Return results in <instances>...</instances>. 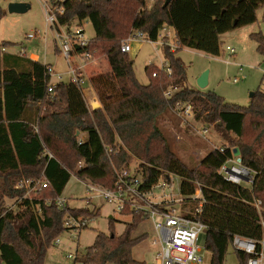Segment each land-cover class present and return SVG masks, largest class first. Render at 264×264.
I'll use <instances>...</instances> for the list:
<instances>
[{
	"label": "trees",
	"instance_id": "1",
	"mask_svg": "<svg viewBox=\"0 0 264 264\" xmlns=\"http://www.w3.org/2000/svg\"><path fill=\"white\" fill-rule=\"evenodd\" d=\"M167 1L154 0L148 7L147 0H50L54 8L62 9L60 24L83 27L91 23L94 37L77 54L88 53V62L98 57L109 61L111 73L90 80L100 108L91 110L84 87L71 81H60L49 92L50 65L34 61L24 52L0 53V264H45L48 250L65 232L67 216L92 220L101 212V207L60 210L56 206L55 200L72 176L112 189L115 170L130 168L134 160L140 162L135 171L142 176L145 190L161 177L174 175L181 180L183 211L193 216L200 209L196 217L208 228L205 248L212 256L210 264H225L234 236L264 240V91H255L248 106L239 107L214 91L185 87L186 67L179 50L171 51L166 37L162 50L173 74L168 76L152 63L146 68L150 81L144 85L135 75L134 62L121 51L122 42L135 32L157 41L164 28L182 31L213 23L226 12L219 0H169L165 5ZM261 7L264 10V0ZM5 15L0 7V21ZM255 20L252 10L242 23ZM250 38L264 57V35L256 33ZM187 45L197 48L198 42L190 37ZM78 75L84 79L81 71ZM169 88L177 90L165 100L161 91ZM179 102L191 103L195 119L205 127L214 126L236 140L222 147L224 152L211 150L196 165L181 160L160 128ZM234 149L242 164L256 172L252 189L219 175ZM42 177L49 187L32 200L25 199L24 190L16 189L20 180ZM197 191L201 198L193 200ZM16 199L22 203L17 212H11L6 203ZM256 199L262 202L261 212L253 206ZM120 213L131 217L123 234L116 236L112 227L111 235L99 233L80 264H139L133 249L147 235L134 237V233L148 217L129 209ZM235 252L240 264H247L249 256Z\"/></svg>",
	"mask_w": 264,
	"mask_h": 264
},
{
	"label": "rangeland",
	"instance_id": "2",
	"mask_svg": "<svg viewBox=\"0 0 264 264\" xmlns=\"http://www.w3.org/2000/svg\"><path fill=\"white\" fill-rule=\"evenodd\" d=\"M16 2L26 3L30 9L24 14H10L8 6ZM219 2L226 8V12L216 18L213 23L191 26L178 32L174 29L163 30L157 42L161 43L162 37L169 34L170 42L183 45L178 51V56L184 62L187 71L185 87L200 90L198 79L203 73L209 72V84L202 91H214L228 103L246 107L250 102L251 94L259 89L264 91V57L259 55L257 44L250 38L256 33L264 35V10L261 7V0H219ZM153 3L154 0H147L148 7H151ZM0 7L6 11V15L0 21V53L24 52L27 55H39L43 64H51L57 75L62 74L61 81L69 82L71 80L70 66H74L78 60L74 57L69 64L55 51L56 44L45 21L42 0H0ZM252 10L255 11V22L243 24V20ZM82 28L88 39L94 37L91 23L86 22ZM30 35L36 37L28 39ZM190 37L197 40V48L187 45ZM4 43H12L13 46H4ZM131 47L132 52L128 57L134 62L133 69L138 81L145 85L150 81L146 72L147 66L153 63L159 67L165 62L162 47L160 44L151 45L145 41H133ZM228 48L234 49L235 54H232ZM100 58L105 57L97 59ZM234 80L237 82L234 83ZM52 81L55 83V78H52ZM84 88L86 92L90 88L87 81L84 83ZM89 106L91 109L92 106ZM160 128L171 150L190 165L199 163L215 147H228L236 140L234 135L224 134L214 126L207 128L198 120L184 123L174 112L164 117ZM204 128L207 129V133L205 137H202L199 132ZM233 156H239L236 149L233 150ZM139 164L138 160H134L128 167L137 170ZM174 182L173 191L175 194H180L181 180L175 177ZM1 184L2 179H0V186ZM244 186L247 187L246 184ZM154 191L157 197L158 190ZM160 194L170 195L171 190L167 187ZM61 196L68 200L71 208L92 210L95 207H101V212L98 217L87 222L86 228L62 233L60 235L62 243L53 245L48 250L45 264H80L79 259L94 244L99 233L111 235L112 227L114 234L120 236L131 221V217L120 213L116 204L103 201L94 193H88L87 184L76 176H72ZM13 202L19 205L22 200H8L6 205H11ZM167 208H174L176 213H181L183 206L176 204ZM143 234L147 235V239L133 249V258L139 264H156L158 248L153 245L156 232L150 220L145 221L137 229L134 237ZM199 245L205 258L203 264H210L212 256L205 248V234L200 236ZM70 254L77 255L78 261L69 259ZM225 264H240L233 246L229 248Z\"/></svg>",
	"mask_w": 264,
	"mask_h": 264
},
{
	"label": "built area",
	"instance_id": "3",
	"mask_svg": "<svg viewBox=\"0 0 264 264\" xmlns=\"http://www.w3.org/2000/svg\"><path fill=\"white\" fill-rule=\"evenodd\" d=\"M42 5L48 30L52 32L60 55L69 64L74 57L78 62L81 60L87 63V60H90L89 54L84 53L79 55L76 52L78 48H87L89 46L90 39L86 37L84 29L76 24H71L69 26L60 24L58 13H62V9L54 8L50 0H42ZM35 37V35H30L28 39H34ZM165 37L169 39L168 35H164L162 38ZM133 41H145L151 45L160 44L161 47L165 44L163 40L161 43H158L157 41L148 39L142 32H135L122 42V53L128 56L131 54V43ZM168 45L173 52L181 48L180 43L176 42L170 44L168 42ZM228 50L232 54H235L234 49L228 48ZM81 67L82 66L78 63L74 64L72 67L70 66V81L84 87L85 78L82 79L78 75V71L82 69ZM158 68L168 76L173 74L172 67L168 61H165ZM47 72L49 75L48 91L53 92L57 83H54L52 78H56L60 82L62 77L60 75H55V71L51 66L48 67ZM157 74L158 73H154L153 77H157ZM236 82L237 80H234V83ZM176 90L177 89L173 88H169L165 91L163 90L161 91V96L165 100L170 99ZM91 109H94L93 106ZM174 113L184 123H188L190 120L197 121L191 103H177ZM206 133L207 129H203L199 132V135L205 137ZM214 149H219L221 152H224V148ZM82 166L83 164L80 163L79 168ZM115 173L116 182L112 189L104 188L90 181L82 182L87 184L88 193H94L101 200L116 204L120 212L129 209L130 211H142L146 213L148 220L153 223L156 232V239L153 242V245L158 248L156 264H203L205 258L202 254L199 241L200 236L205 234L208 228L196 217V214L200 213V209L196 210L195 216H188L183 209L181 213H176L174 208H167L168 206L176 204L183 205L184 202L181 192L180 194H175L173 191L175 185L174 178L176 176L170 175L167 179L161 177L155 186L150 190H145L142 176L137 174L135 170L123 168L121 170H115ZM219 175L227 182L238 186H244V184H246L247 188L252 189L256 172L244 166L239 156H233L221 166ZM48 187L49 182L45 177L40 179H23L16 185V189L25 191L24 197L29 200L36 198L42 190ZM167 187L170 188L171 194L162 196L160 193L166 190ZM156 189L158 190L157 197L154 191ZM200 198V191H197L193 200H199ZM46 203L50 205L52 202L47 201ZM55 204L60 210L69 206L68 200L62 196L55 200ZM253 206L258 212L263 210L262 202L258 199L254 200ZM7 207L9 211L16 212L18 204L13 202ZM88 221L89 220L84 217L67 216L63 226L64 231L71 232L73 230L84 229L88 226ZM61 243L62 241L59 237L54 242V245H60ZM232 246L235 250L249 256L247 264H264V240L256 242L241 236H234ZM68 257L73 260L77 259V255L75 254H70Z\"/></svg>",
	"mask_w": 264,
	"mask_h": 264
},
{
	"label": "crops",
	"instance_id": "4",
	"mask_svg": "<svg viewBox=\"0 0 264 264\" xmlns=\"http://www.w3.org/2000/svg\"><path fill=\"white\" fill-rule=\"evenodd\" d=\"M215 20H216V18H214V21ZM168 29H172V28H164L163 30L166 31ZM168 36H169L168 42L170 44L172 42H170V35L169 34H168ZM55 51L60 55L56 45H55ZM8 53L15 54L13 52H8ZM27 56L34 61H41L39 55L30 54ZM76 63H78L82 66L81 67L82 68L81 73L84 76L85 81H87L90 85V88L88 89L87 92L85 91V88H84L83 94L85 93V97L87 98L89 105L93 106V108H94V106L99 105V107H95V108H100L101 104L98 100V97H97L94 89L91 86L90 80L96 76L102 75L103 73H111V67H110L108 59L105 57V58L95 59L94 61L87 62V63H84L81 60H79V62L77 61ZM47 65H50L51 67H53L51 64H47ZM55 75H57L56 71H55ZM58 75H60L62 77V74H58ZM58 82H59V80L55 78V83H58ZM204 129H206V128H204ZM84 137H85V135H82V138H84Z\"/></svg>",
	"mask_w": 264,
	"mask_h": 264
},
{
	"label": "water",
	"instance_id": "5",
	"mask_svg": "<svg viewBox=\"0 0 264 264\" xmlns=\"http://www.w3.org/2000/svg\"><path fill=\"white\" fill-rule=\"evenodd\" d=\"M169 1V0H168ZM168 1L165 3V5L168 4ZM243 1V0H239ZM30 9V6L24 2H16V3H11L8 6V12L10 14H24ZM209 72L203 73L199 79H198V87L200 90H205L209 84ZM253 97V94H251L250 98ZM99 107V105H96ZM95 106V107H96Z\"/></svg>",
	"mask_w": 264,
	"mask_h": 264
}]
</instances>
